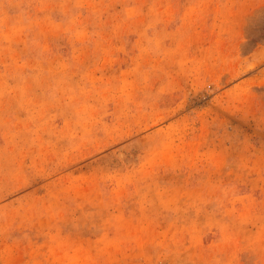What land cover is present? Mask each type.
Returning <instances> with one entry per match:
<instances>
[{
    "label": "rangeland",
    "instance_id": "374dc122",
    "mask_svg": "<svg viewBox=\"0 0 264 264\" xmlns=\"http://www.w3.org/2000/svg\"><path fill=\"white\" fill-rule=\"evenodd\" d=\"M0 264H264V0H0Z\"/></svg>",
    "mask_w": 264,
    "mask_h": 264
}]
</instances>
